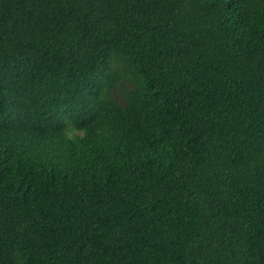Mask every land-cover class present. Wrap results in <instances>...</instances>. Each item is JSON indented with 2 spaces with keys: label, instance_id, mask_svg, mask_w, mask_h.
I'll return each mask as SVG.
<instances>
[{
  "label": "trees",
  "instance_id": "trees-1",
  "mask_svg": "<svg viewBox=\"0 0 264 264\" xmlns=\"http://www.w3.org/2000/svg\"><path fill=\"white\" fill-rule=\"evenodd\" d=\"M0 264H264V0H0Z\"/></svg>",
  "mask_w": 264,
  "mask_h": 264
}]
</instances>
